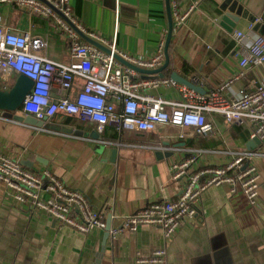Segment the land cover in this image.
Segmentation results:
<instances>
[{
    "label": "crops",
    "instance_id": "crops-1",
    "mask_svg": "<svg viewBox=\"0 0 264 264\" xmlns=\"http://www.w3.org/2000/svg\"><path fill=\"white\" fill-rule=\"evenodd\" d=\"M193 1L178 0V9L186 10ZM69 3L88 32L132 57L151 59L168 35L166 0ZM239 6L259 20L264 14V0H201L184 25L173 31L174 71L207 93L234 75L242 52L255 37L264 36L247 17L234 19ZM4 9L11 27L30 28L48 38L43 54L69 60V39L52 19L16 6ZM236 30L249 35L245 44L237 43ZM258 75L264 76V65L259 73L249 71L235 81L230 96L241 89L251 91ZM181 85L171 82L150 92L179 100ZM82 86L79 79L70 92L54 87L53 93L74 96ZM208 121L212 130L207 134L189 127L188 135L180 138L163 126L143 132L109 124L98 133L78 115L63 113L48 119L44 129L0 120V151L33 171L50 170L69 187L83 191L108 224L117 225L123 215L181 192L184 183L172 179L170 167L190 150H204L197 164L202 167L221 166L233 151L249 148L248 125H232L219 113ZM254 162L263 185L257 205L243 196L232 197L225 186H212L204 192L197 216L185 218L170 241L155 225L144 224L116 238L103 229L82 233L60 226L45 211L16 202L12 190L0 181V264H138L140 255L149 256L158 248H166V264H264V158Z\"/></svg>",
    "mask_w": 264,
    "mask_h": 264
},
{
    "label": "built area",
    "instance_id": "built-area-1",
    "mask_svg": "<svg viewBox=\"0 0 264 264\" xmlns=\"http://www.w3.org/2000/svg\"><path fill=\"white\" fill-rule=\"evenodd\" d=\"M79 28L87 31L76 18L69 0H48ZM194 0L186 10L178 9V0H171L174 31L181 28L199 7ZM11 5L32 14L52 19L56 27L69 39V60L62 62L43 54L49 42L45 36L33 34L30 28L16 29L8 22L4 7ZM0 85L10 89L23 74L33 81L31 91L22 104L23 115L36 119H51L58 113L78 115L93 124L98 133L109 124L119 130L154 131L166 127L170 134L186 137L190 127L198 134L212 130L208 121L219 113L232 125H248L250 138L259 139L256 148L233 151L230 161L221 166H197L204 150L192 149L186 157L171 164V177L182 180L181 192L171 199L155 200L120 218V223H108L81 190L69 187L50 170L40 172L25 167L19 160L0 151V181L13 192L16 202L48 213L60 226H70L82 233L103 229L111 238L136 231L139 226L161 227L166 241L173 239L185 218H194L204 192L212 186H225L232 197L243 196L255 206L262 190V175L255 164L264 158V76H257L251 91L241 89L235 96L229 90L233 83L249 71L259 73L264 65V36H257L242 52L239 69L216 89L201 94L181 85L179 100L154 95L150 89L174 82L170 76L141 77L133 68L122 64L109 54L84 41L52 7L41 0H0ZM252 28V26H251ZM88 32V31H87ZM108 45L123 58L140 67L155 69L165 61L164 38L151 59L132 57L117 50L114 43L88 32ZM249 35L236 30L234 37L245 44ZM83 86L76 95H55L53 88L70 92L76 80ZM0 120H15L0 112ZM172 131V132H171ZM138 264H166V248L153 250L151 255L137 258Z\"/></svg>",
    "mask_w": 264,
    "mask_h": 264
},
{
    "label": "water",
    "instance_id": "water-1",
    "mask_svg": "<svg viewBox=\"0 0 264 264\" xmlns=\"http://www.w3.org/2000/svg\"><path fill=\"white\" fill-rule=\"evenodd\" d=\"M50 7L54 9L67 23L68 25L75 30L78 35L81 37L82 40L96 46L97 48L109 53L113 54V56L119 60L122 64L129 66L133 68L134 70L138 71L144 77L151 78V77H163L165 76V70L170 64V53H169V47L171 45L172 41V35L174 31V19H173V13L171 8V0H166L167 5V16H168V35L166 37V43H165V61L162 66L155 68V69H147L144 67H140L134 63H131L130 61L123 58L118 52H114L112 48H110L108 45H105L104 43L100 42L98 39L92 37L87 31L79 28L71 19H69L67 16L64 15V13L56 8L54 5L49 3L48 0H41ZM236 17L234 19L236 21L239 20V18L247 17L252 23H254V28L256 30H260L264 33V14L261 15V19H258L257 15L249 14L248 11L244 10L241 6L235 10ZM170 78L178 83L182 84L188 88H191L201 94H205L207 91L202 86L197 84L196 82L192 81L191 79H188L186 77H183L180 75L177 71H173L170 75ZM33 87V81L29 77L20 74L14 83V85L10 89H3L0 85V112H4L6 115L12 117L16 122L22 123L24 125H29L31 127H35L37 129H44L45 125L47 124V118L43 120L36 119L35 117L31 115H23L19 113L20 108L22 107L23 101L26 97V95L31 91ZM260 143L259 139L250 140L247 143V146L249 148L256 146ZM163 152H158V155L162 156ZM168 155V154H167ZM111 226V223L108 224L107 229Z\"/></svg>",
    "mask_w": 264,
    "mask_h": 264
},
{
    "label": "trees",
    "instance_id": "trees-1",
    "mask_svg": "<svg viewBox=\"0 0 264 264\" xmlns=\"http://www.w3.org/2000/svg\"><path fill=\"white\" fill-rule=\"evenodd\" d=\"M169 53H170V58H171V60H170V64H169V66H168V67L166 68V70H165V72H166V76H170L171 73L174 71L175 63H174V59H173V54H174V52H173V41H171V45H170V47H169ZM19 113L23 114V113H22V108H20Z\"/></svg>",
    "mask_w": 264,
    "mask_h": 264
}]
</instances>
